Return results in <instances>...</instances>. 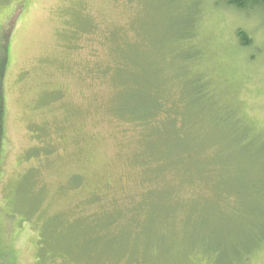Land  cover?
Listing matches in <instances>:
<instances>
[{"label":"rangeland","instance_id":"1","mask_svg":"<svg viewBox=\"0 0 264 264\" xmlns=\"http://www.w3.org/2000/svg\"><path fill=\"white\" fill-rule=\"evenodd\" d=\"M1 38L0 264H264V9L0 0ZM119 68L170 102L199 75L229 119L202 122L181 164L170 144L149 159Z\"/></svg>","mask_w":264,"mask_h":264},{"label":"trees","instance_id":"2","mask_svg":"<svg viewBox=\"0 0 264 264\" xmlns=\"http://www.w3.org/2000/svg\"><path fill=\"white\" fill-rule=\"evenodd\" d=\"M226 3L237 10L246 12L255 9H264V0H226ZM189 30L183 28L178 32H182V34L179 36L176 34L174 36L175 39H173L178 46L177 52L180 53V61L184 63V66L180 67L182 71H184L188 62H193L197 59L196 53L188 58L185 52H183L185 50L183 48L185 47L184 43L194 37ZM238 37L243 46L251 43L250 38L241 31L238 32ZM2 42L3 38L0 39V157L2 153V124L4 118V98L1 89L6 67L5 60L7 59V55L5 54L7 46L2 44ZM130 59H127L129 63L132 61ZM118 71H124L125 82L122 85L127 90L123 99L120 98L119 109L121 108V111L125 113L124 116L142 130L145 154L149 159L155 157L157 149L160 146L170 144L172 150L169 153L170 156L169 154L167 156L170 161L175 160L176 164H181L178 157L180 159L186 158L185 160H187L185 153H187L186 149L189 146L188 137L192 136L194 130L202 122L212 120L214 122L221 123L223 121L227 123L229 119L228 113L223 112L224 107L216 100H213L212 92L208 88L209 84L207 81L199 75L185 79L182 83L179 96L174 102H170L163 95V87L156 82L148 80L147 78H143L144 81H142V75H139L136 71L130 72L126 68H123V70L119 68ZM194 145L195 143L190 147ZM202 153V157L209 164L216 163L218 153L214 151L213 154L208 156H205L206 153ZM189 159L194 163L192 164L193 166L203 168L204 165L200 163L199 158L194 159L193 156H190ZM162 162L163 160L158 162V167L163 168ZM97 223H100V221H97ZM133 225L136 226L137 222L135 221ZM174 243L176 246L177 243L178 246H181L180 242Z\"/></svg>","mask_w":264,"mask_h":264}]
</instances>
